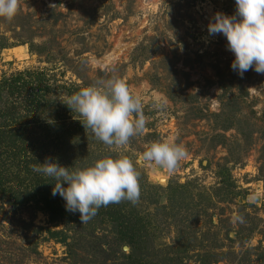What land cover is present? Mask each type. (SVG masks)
I'll list each match as a JSON object with an SVG mask.
<instances>
[{
	"label": "rangeland",
	"instance_id": "obj_1",
	"mask_svg": "<svg viewBox=\"0 0 264 264\" xmlns=\"http://www.w3.org/2000/svg\"><path fill=\"white\" fill-rule=\"evenodd\" d=\"M235 7V0H19L13 20L0 18V77L44 70L53 96L64 101L75 93L72 85L115 75L140 97L144 131L122 149L98 145L128 157L148 183L162 187L161 204L168 202V187L185 186L174 191V222H165L146 198L139 201L155 245L170 242L175 226L197 228L204 245L236 249L226 235L244 240L253 228L244 247L264 244V75L249 70L241 78L231 70L226 38L207 32L216 13L233 15ZM160 99L166 107L156 109ZM162 141L188 153L170 175L139 159ZM224 177L233 192L220 189ZM37 227L61 228L32 201L0 209V264H91V252L78 249L73 263L66 247L44 240ZM209 227L210 237L204 235Z\"/></svg>",
	"mask_w": 264,
	"mask_h": 264
},
{
	"label": "trees",
	"instance_id": "obj_2",
	"mask_svg": "<svg viewBox=\"0 0 264 264\" xmlns=\"http://www.w3.org/2000/svg\"><path fill=\"white\" fill-rule=\"evenodd\" d=\"M71 88L77 92L82 87L72 85ZM54 89L50 75L44 70L17 71L0 77L1 210L5 206L11 209L27 206L32 201L37 210L47 215L50 224L61 226L36 229L46 233L44 240L62 243L73 263L77 262V250L81 249L91 252V264H264V244L244 247V240L253 228L244 240L238 234L234 239L226 235L230 242L238 244V249L225 243L204 245V238L197 239V228L187 230L176 226L170 242L155 245L150 240L145 218L136 209L139 201L146 198L150 206L161 209L165 222L168 219L174 222V191L182 192L185 186L168 187L171 192L168 202L161 204L159 197L164 189L148 183L144 174L139 178L137 203L121 201L101 207L82 225L78 212H67L64 200L59 195H51L55 181L33 172L32 166L51 158L65 167L85 168L99 158L121 155L99 147L100 141L79 121L82 118L68 116L67 106L53 96ZM91 142L96 144L91 145ZM133 164L138 170L137 164ZM220 184L223 191L233 192L229 179L222 178ZM144 192L148 194L145 197ZM212 215H208L211 225ZM197 221L195 218L193 223ZM23 223L25 228L32 224ZM209 231L210 227L204 235L210 237Z\"/></svg>",
	"mask_w": 264,
	"mask_h": 264
},
{
	"label": "clouds",
	"instance_id": "obj_3",
	"mask_svg": "<svg viewBox=\"0 0 264 264\" xmlns=\"http://www.w3.org/2000/svg\"><path fill=\"white\" fill-rule=\"evenodd\" d=\"M235 13H216L207 26L208 35H222L234 59L230 67L241 78L249 70L264 75V0H235ZM19 12V0H0V18L11 21ZM63 104L77 113L84 129L109 148L122 149L146 126L143 102L117 76L97 80L64 98ZM156 109L166 107L160 99ZM186 149L173 142H154L140 155V162L154 164L170 175L187 158ZM32 171L55 181L51 195H59L67 212L79 213L89 222L101 207L140 198V173L126 156L102 157L85 168L65 167L45 158ZM240 220V217H237Z\"/></svg>",
	"mask_w": 264,
	"mask_h": 264
},
{
	"label": "water",
	"instance_id": "obj_4",
	"mask_svg": "<svg viewBox=\"0 0 264 264\" xmlns=\"http://www.w3.org/2000/svg\"><path fill=\"white\" fill-rule=\"evenodd\" d=\"M123 249H124V250H127L128 248H127V246H124Z\"/></svg>",
	"mask_w": 264,
	"mask_h": 264
}]
</instances>
